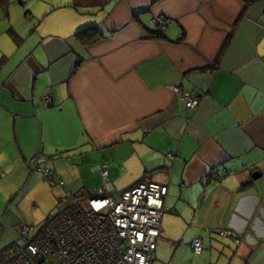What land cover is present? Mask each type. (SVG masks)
<instances>
[{"label":"crops","instance_id":"obj_1","mask_svg":"<svg viewBox=\"0 0 264 264\" xmlns=\"http://www.w3.org/2000/svg\"><path fill=\"white\" fill-rule=\"evenodd\" d=\"M103 168L120 190L148 172L168 183L159 243L201 264H264V0L0 6V264L25 221L98 191ZM27 200L49 204L41 219Z\"/></svg>","mask_w":264,"mask_h":264},{"label":"built area","instance_id":"obj_2","mask_svg":"<svg viewBox=\"0 0 264 264\" xmlns=\"http://www.w3.org/2000/svg\"><path fill=\"white\" fill-rule=\"evenodd\" d=\"M167 23L164 16L153 19L159 31ZM174 91L190 109L202 103L200 96L178 86ZM49 102L47 97L45 103ZM43 173L46 180L55 176L49 169ZM108 175L103 168V186L96 192L62 197L38 229L23 225L25 242L1 264H156L164 219L170 212L168 183L148 172L133 186L117 190ZM192 246L198 254L204 249L199 238Z\"/></svg>","mask_w":264,"mask_h":264},{"label":"rangeland","instance_id":"obj_3","mask_svg":"<svg viewBox=\"0 0 264 264\" xmlns=\"http://www.w3.org/2000/svg\"><path fill=\"white\" fill-rule=\"evenodd\" d=\"M71 152L72 151H70V153ZM75 154H77V153H75ZM72 155H74V154H72ZM86 181L89 184H93L94 183V179H92V180H86ZM82 182H80L79 185L74 184L73 186H70V188H73V190L77 188V190L80 191V189L82 188V186H84L82 184ZM102 184H103V182H102ZM87 190H90L89 187L86 188V191ZM117 190H120V189H117ZM80 193H74V194L69 195V196L77 195V194H80ZM32 203H33V201L31 202V201L27 200V201H24L22 205L23 206L26 205L28 207L30 206V208L27 210V212H29L28 215L29 216H32V217L37 216L35 220H39V219H41L43 217L44 210H46V208L49 206V204L44 205V203H43V206H41L39 208H35L34 206H32ZM57 207H58V205L55 207V209H53L52 212H55L56 209H57ZM44 220L38 221L37 223L34 222V221H31V220L30 221H25L23 223V225H25V224L32 225V226H34V227H36L38 229L43 224V221ZM23 225H21V226H23ZM193 254L196 255V256H198L194 252H193ZM157 258L158 259H157L156 264H171V263H173V264H201L200 261H198V259H195V256H192L191 257L190 252L183 251V250L175 251V249L174 248H171L167 243H159L158 244V248H157Z\"/></svg>","mask_w":264,"mask_h":264},{"label":"trees","instance_id":"obj_4","mask_svg":"<svg viewBox=\"0 0 264 264\" xmlns=\"http://www.w3.org/2000/svg\"><path fill=\"white\" fill-rule=\"evenodd\" d=\"M8 5V0H0V6H7ZM163 32V30L162 31H159V30H157V29H154V33H162ZM53 213V212H52ZM50 215V214H49ZM48 215V216H49ZM47 216V217H48ZM46 220V219H45Z\"/></svg>","mask_w":264,"mask_h":264},{"label":"bare ground","instance_id":"obj_5","mask_svg":"<svg viewBox=\"0 0 264 264\" xmlns=\"http://www.w3.org/2000/svg\"><path fill=\"white\" fill-rule=\"evenodd\" d=\"M199 96V95H198Z\"/></svg>","mask_w":264,"mask_h":264}]
</instances>
